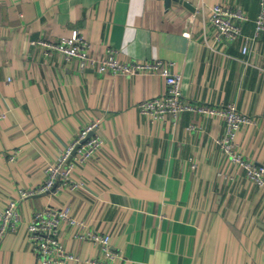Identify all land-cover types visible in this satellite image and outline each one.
<instances>
[{
  "label": "crops",
  "instance_id": "obj_1",
  "mask_svg": "<svg viewBox=\"0 0 264 264\" xmlns=\"http://www.w3.org/2000/svg\"><path fill=\"white\" fill-rule=\"evenodd\" d=\"M260 1L0 0V210L16 201L20 217L0 242V264L36 263L27 225L47 205L69 207L89 229L109 234L120 253L115 264H264V187L215 143L225 131L221 117L185 111L152 121L137 105L166 93L163 76L82 71L38 43L82 32L99 57L112 49L119 61L163 60L182 75L185 102L234 103L254 119L235 141L264 165V32H254ZM215 4L244 12L242 36L215 39ZM94 119L103 145L72 175L84 188L21 200L20 189L40 185L45 167ZM81 231L57 230L79 259L66 264L102 256L75 236Z\"/></svg>",
  "mask_w": 264,
  "mask_h": 264
},
{
  "label": "built area",
  "instance_id": "obj_2",
  "mask_svg": "<svg viewBox=\"0 0 264 264\" xmlns=\"http://www.w3.org/2000/svg\"><path fill=\"white\" fill-rule=\"evenodd\" d=\"M246 16L240 8L231 9L221 4H215L210 11L209 22L214 29L217 41H232L242 36L240 21ZM255 36L264 32V0L260 1L259 12L254 19ZM189 36V33H185ZM250 37H244L243 54L248 49ZM38 43L47 54L56 52L66 63L78 61L82 71L92 69L102 75L158 74L164 77L166 93L162 96L145 99L138 103V111L143 116L151 117L152 121H163L167 117L176 119L182 112L192 111L204 116L221 117L225 124L222 137L215 139L220 150L225 153L231 162L241 167L248 179L264 187V165H258L243 156L236 144V134L244 124L255 123L250 116L240 113L234 103L225 106H209L185 102L181 92L182 75L172 72L161 59L142 61H119L114 51L109 49L105 55L99 57L90 49L89 40L85 35L78 33L74 36L62 37L57 41H43ZM171 64V63H169ZM6 113L0 111V120ZM190 125L188 129H194ZM103 139L99 134V121L94 119L85 125L74 141L63 150L58 157L49 163L45 169L43 182L31 189H20L19 198L25 199L35 195L48 194L58 196L63 190L76 191L83 189L86 182L73 178V171L78 164L89 161L102 147ZM19 150L8 154L9 161H15ZM190 161L193 162L191 158ZM20 223L16 201H10L3 210H0V242L11 232H14ZM75 226L83 231L75 236L80 240L90 241L97 246L102 256L87 259L89 264H115L120 253L111 248L109 234L89 229L85 222L72 216L70 208H58L47 205L36 210L27 225V239L34 249L35 264H66L70 260H79L73 253L68 252L57 238V230L62 225Z\"/></svg>",
  "mask_w": 264,
  "mask_h": 264
},
{
  "label": "water",
  "instance_id": "obj_3",
  "mask_svg": "<svg viewBox=\"0 0 264 264\" xmlns=\"http://www.w3.org/2000/svg\"><path fill=\"white\" fill-rule=\"evenodd\" d=\"M188 6V5H187Z\"/></svg>",
  "mask_w": 264,
  "mask_h": 264
}]
</instances>
